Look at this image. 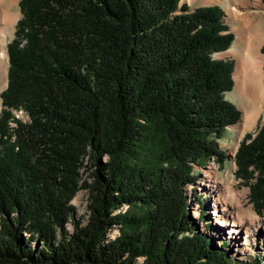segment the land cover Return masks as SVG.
I'll list each match as a JSON object with an SVG mask.
<instances>
[{"label":"trees","instance_id":"trees-1","mask_svg":"<svg viewBox=\"0 0 264 264\" xmlns=\"http://www.w3.org/2000/svg\"><path fill=\"white\" fill-rule=\"evenodd\" d=\"M20 8L1 93L0 264H140L142 256V264H232L228 243L201 232L185 190L193 164L225 157L218 139L241 117L226 98L234 63L215 56L235 39L221 7L20 0ZM256 132L235 162L262 207L264 124ZM87 161L91 181L82 178ZM82 189L88 217L76 218Z\"/></svg>","mask_w":264,"mask_h":264},{"label":"rangeland","instance_id":"rangeland-1","mask_svg":"<svg viewBox=\"0 0 264 264\" xmlns=\"http://www.w3.org/2000/svg\"><path fill=\"white\" fill-rule=\"evenodd\" d=\"M208 1V2H207ZM233 0H182L183 3H188L191 8L195 9L198 7L202 6H220L222 11L224 12V20L225 22L229 25L230 30L234 33L235 39L231 45V47L224 52L217 53L215 56L217 58H224L233 61L234 63V72L236 69V59L233 54H229V50L233 49L238 43L237 40V33H236V27L237 25L235 24L233 20V16L230 13V9L234 7V3L232 2ZM261 1L260 4H255V0H242L237 2V4H244L245 7L242 9L241 6L240 8L243 11L246 12H252V13H258L262 15L261 20H262V26L260 31L264 33V2L263 0ZM210 2V3H209ZM253 3V4H251ZM239 8V6H238ZM239 8V9H240ZM19 16L18 19L15 23V26L13 27V32L8 36L7 43L5 44V50L7 51L8 44L14 39L15 33H16V28H17V23L19 19L22 17V12L20 8V0H17V5L16 8L14 9ZM250 31L252 34L255 33L256 31ZM264 39V38H263ZM263 46H264V40L262 43V48H261V53L264 55L263 51ZM8 54V51H7ZM4 68V67H3ZM8 69H9V55H8ZM7 81H8V72L7 76L5 73V68H4V75L0 77V110L2 108V97L1 93L6 89L7 87ZM236 83V82H235ZM235 86L232 91L227 92L226 98L231 101L235 106L240 110L241 112V117L239 121L236 124L229 125L226 133L223 138L218 139L219 143V148L220 151H222L225 154V157L221 158L220 156H214L211 161H209L207 164L204 166L198 165V164H193V170L192 174L194 175V180L193 182H190L187 184L185 187L186 190V195L190 198L191 201V211L192 214L195 218L198 219L199 222V227L201 232L206 233L210 235L214 240L215 243L220 246L223 241H226L228 243V246L225 248V250L228 252V255L231 258V263L232 264H257V261L259 260L261 264H264V229L263 226L259 227L254 235V239L251 240L249 239L250 243L247 245L243 252H240L239 247H237L234 243V236H231L228 234L227 228L225 226H220L216 221L220 219V216L218 214L213 213V199L216 197V190L215 189H210V188H204L203 183L206 182V171L210 166H214L218 168L219 172V181L221 179H224L228 181L230 178L235 179V183L233 184L234 189L237 193L243 194L242 197V203L240 205H243L244 208H252L255 213L259 215L260 218H264V203L262 207H257L252 199H251V190L249 186V181L245 182L243 179H241L238 175V166L235 162V156L236 153L240 147L241 142L245 139L246 135L248 133H255L257 134V129L264 124V113L258 123V126L255 127L252 130H249L246 132L243 138H241V132L239 128L237 127L238 124L241 121L242 118V111L240 109L239 103L237 102L236 95L234 94L235 91ZM17 116L22 118L25 121L29 120L28 115L23 111V114H20L19 112H16ZM14 126V123H12ZM220 159H223L220 161ZM86 168L82 170V178L84 180L91 181V175L94 170V167L90 164L89 161L86 162ZM255 180H252L251 182L253 183ZM89 203V193L87 190H80L75 198L72 200V204L76 208L75 212V217L80 218V217H88V212H87V207ZM208 207V211L206 210L205 214L202 215V206ZM239 206L238 205H231L229 206V211L232 212L234 216H236L237 212L239 211ZM128 209V205H124L120 210H117L115 213H118L120 211L125 212ZM2 214L0 213V231L2 228ZM264 223V220L262 221ZM67 228L69 231L73 230V226L71 223H68ZM245 229H243V232L241 231V236L245 239L246 238V233ZM121 233L120 227H115L111 230L110 234L107 236L106 242H108L111 239H115L116 237L119 236ZM42 243H38L37 246L41 247ZM140 264L144 262V257L139 258Z\"/></svg>","mask_w":264,"mask_h":264},{"label":"bare ground","instance_id":"bare-ground-1","mask_svg":"<svg viewBox=\"0 0 264 264\" xmlns=\"http://www.w3.org/2000/svg\"><path fill=\"white\" fill-rule=\"evenodd\" d=\"M239 1L242 0H237L236 3L233 0L235 6L229 10L237 25L235 31L238 35V44L228 53L233 54L236 59L234 94L242 111V118L237 127L243 138L246 132L258 126L264 113V55L261 53L264 33L260 31L262 15L243 11L245 5L237 4ZM255 1V4L261 5V1ZM16 5L17 0H0V77L4 75V68L6 76L8 72V54L5 44L19 16L14 11ZM252 30L256 32L252 34L250 32ZM206 177V182L203 183L204 188L215 189L217 194L213 199V213L218 214L220 219L216 222L227 228L226 232L235 237L233 239L235 245L239 247L240 252H243L250 243L249 239L253 240L256 230L264 225L262 222L264 218H260L252 208H244L240 205L243 194L235 191L233 186L235 179L219 181L218 168L214 166L207 169ZM231 205L239 206L236 216L229 211ZM243 229L246 231L245 239L240 235Z\"/></svg>","mask_w":264,"mask_h":264},{"label":"built area","instance_id":"built-area-1","mask_svg":"<svg viewBox=\"0 0 264 264\" xmlns=\"http://www.w3.org/2000/svg\"><path fill=\"white\" fill-rule=\"evenodd\" d=\"M20 114H23V111H20Z\"/></svg>","mask_w":264,"mask_h":264},{"label":"water","instance_id":"water-1","mask_svg":"<svg viewBox=\"0 0 264 264\" xmlns=\"http://www.w3.org/2000/svg\"><path fill=\"white\" fill-rule=\"evenodd\" d=\"M233 77H234V74H233ZM7 86H8V81H7ZM7 88V87H6Z\"/></svg>","mask_w":264,"mask_h":264}]
</instances>
